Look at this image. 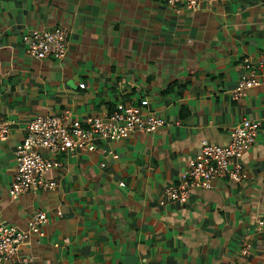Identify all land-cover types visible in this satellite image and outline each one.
Returning <instances> with one entry per match:
<instances>
[{
    "label": "crops",
    "instance_id": "0c3cea01",
    "mask_svg": "<svg viewBox=\"0 0 264 264\" xmlns=\"http://www.w3.org/2000/svg\"><path fill=\"white\" fill-rule=\"evenodd\" d=\"M58 25L69 31L67 55L32 57L23 36ZM245 58L262 84L233 99ZM142 99L167 125L59 150L60 165L45 174L55 188L11 196L16 148L35 116L86 123ZM0 111L12 121L0 142V223L28 230L47 214L15 264H264V0L197 10L166 0H0ZM244 119L260 126L232 161L243 181L222 176L185 203L167 199L202 141L228 144Z\"/></svg>",
    "mask_w": 264,
    "mask_h": 264
},
{
    "label": "built area",
    "instance_id": "2783aa9c",
    "mask_svg": "<svg viewBox=\"0 0 264 264\" xmlns=\"http://www.w3.org/2000/svg\"><path fill=\"white\" fill-rule=\"evenodd\" d=\"M222 1L232 0H166L168 5L184 6L197 10L202 5H212ZM69 31L58 25L50 30L33 29L23 36L27 52L34 58L62 59L67 55L69 47ZM240 79L232 91V98L239 99L246 90L262 84L260 74L256 71L250 58L243 60ZM84 87L85 84H80ZM149 100L142 99L140 104L119 103L110 114L94 116L86 123L73 120L65 123L59 115H38L28 123L26 137L18 144L15 152L17 170L10 187L13 198L30 188H50L56 182L45 174L60 165L54 154L65 149L73 151L86 148L94 150L98 140H120L129 137L133 132H154L165 125L167 120L149 111ZM259 121L244 119L231 133L228 144L202 141L201 149L192 158L182 179L176 184L165 187L167 199L185 203L191 191L196 188L210 189L218 177H228L234 182H242L244 173L239 165H233L235 158L241 157L256 141ZM12 121L3 116L0 111V142L6 141L11 133ZM49 150L53 155L45 157L43 150ZM124 186L125 182H121ZM164 200H161V204ZM47 221L46 212H38L29 221L28 230L18 226L0 223V257L5 264H15L13 259L22 244L30 236V232L39 231L40 225ZM258 226L264 230V216L259 218ZM250 244L244 249L248 253Z\"/></svg>",
    "mask_w": 264,
    "mask_h": 264
}]
</instances>
